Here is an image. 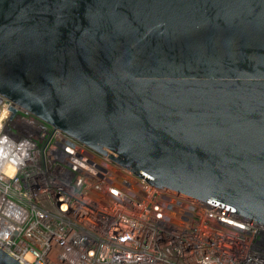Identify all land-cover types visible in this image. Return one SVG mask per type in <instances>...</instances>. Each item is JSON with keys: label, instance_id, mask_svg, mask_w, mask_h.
<instances>
[{"label": "water", "instance_id": "95a60500", "mask_svg": "<svg viewBox=\"0 0 264 264\" xmlns=\"http://www.w3.org/2000/svg\"><path fill=\"white\" fill-rule=\"evenodd\" d=\"M0 96L264 225V0H0Z\"/></svg>", "mask_w": 264, "mask_h": 264}, {"label": "built area", "instance_id": "2783aa9c", "mask_svg": "<svg viewBox=\"0 0 264 264\" xmlns=\"http://www.w3.org/2000/svg\"><path fill=\"white\" fill-rule=\"evenodd\" d=\"M0 249L22 264H264V225L149 184L0 96Z\"/></svg>", "mask_w": 264, "mask_h": 264}]
</instances>
